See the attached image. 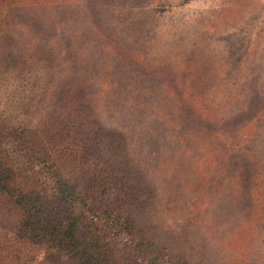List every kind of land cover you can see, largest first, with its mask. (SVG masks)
I'll return each mask as SVG.
<instances>
[{
  "label": "rangeland",
  "instance_id": "obj_1",
  "mask_svg": "<svg viewBox=\"0 0 264 264\" xmlns=\"http://www.w3.org/2000/svg\"><path fill=\"white\" fill-rule=\"evenodd\" d=\"M44 1L16 13L8 54L27 48L39 30L56 39ZM57 1L63 19L76 14L58 43L57 99L82 81L103 124L126 136L135 164L160 187L162 206L150 225L156 234H187L196 252L209 258L218 250L223 264H264V0H132L156 14L155 33L142 36L115 22L103 0ZM40 16L47 30L36 26ZM251 31L258 39L246 55ZM225 93L236 95L233 103L222 101ZM8 95L0 92V106ZM216 95L214 109L202 105ZM49 98L40 108L32 97L37 120L41 110L64 111ZM32 251L45 254L43 245Z\"/></svg>",
  "mask_w": 264,
  "mask_h": 264
},
{
  "label": "trees",
  "instance_id": "obj_2",
  "mask_svg": "<svg viewBox=\"0 0 264 264\" xmlns=\"http://www.w3.org/2000/svg\"><path fill=\"white\" fill-rule=\"evenodd\" d=\"M103 1L109 16L128 33H155L154 7L132 0ZM3 3L0 92L9 95L0 106V264H223L220 251L201 256L187 234L180 240L166 239L178 233L171 229L167 236L156 234L150 225L162 206L160 187L135 164L126 136L100 120L88 85L70 82L67 96L57 99L58 43L67 40L74 13L69 10V18L63 19L58 12L62 2L49 0L56 39L47 41L38 29L27 48L13 56L7 52L12 49L9 32L18 23L16 13L34 10L32 4L42 9L45 1ZM38 18L36 26L47 30L44 17ZM250 33L246 55L254 52L256 36ZM47 95L51 108L64 103L65 109L41 110L37 120L39 108L32 97H39L40 107ZM218 98L205 97L202 105L212 110ZM235 99L222 96L228 104ZM258 179L255 174L254 186ZM188 218L184 221L193 220L191 214ZM35 245L44 246L43 256L33 253Z\"/></svg>",
  "mask_w": 264,
  "mask_h": 264
}]
</instances>
